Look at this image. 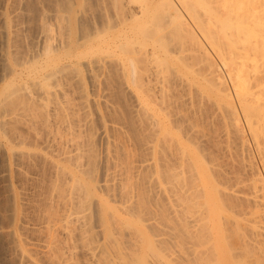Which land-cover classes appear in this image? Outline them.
<instances>
[{
    "label": "bare ground",
    "instance_id": "1",
    "mask_svg": "<svg viewBox=\"0 0 264 264\" xmlns=\"http://www.w3.org/2000/svg\"><path fill=\"white\" fill-rule=\"evenodd\" d=\"M55 1L0 7V264H264V0Z\"/></svg>",
    "mask_w": 264,
    "mask_h": 264
},
{
    "label": "rangeland",
    "instance_id": "2",
    "mask_svg": "<svg viewBox=\"0 0 264 264\" xmlns=\"http://www.w3.org/2000/svg\"><path fill=\"white\" fill-rule=\"evenodd\" d=\"M9 1H10L11 3L8 2V4H9V3H10V4L7 5V8L10 9V7H11L10 10H12V11H13L14 8H15V11L17 10V11H16L17 13H18V11L21 13V14L18 13L19 17H18V16H17L18 18L15 17V19H17V20H16V21H13V22H17V23H15V24H19L20 27H21V25H23V28L21 27L22 32L20 31V32H21V33L19 32V35H20V36L18 35V36H19V37H18V40H19V41H18V42L16 41V42H17V43H16V44H17V47H18V48H19V47L21 48V47H23L24 45H26V47H28V46L31 44V43H29V42H32V37H33V35H34V37L36 36V35L34 34V32H35V33H36V32L38 33V31H39V28H38V27L41 26L40 23L42 22V20L40 19L41 16H40L39 14L42 13V9H43V12H44V11L47 12V10H49V11L51 10L50 12H49V11L47 12V13L50 14V16H51V14L54 13L53 8L55 9L56 6L53 5V4H55L56 1H55V0H25V1H24V0H19V1H20V5L18 4L19 1H17V0H16V1H15V0H14V1L9 0ZM27 1H28V2H27ZM29 1H31V2H29ZM86 1H88L89 4H88ZM92 1H93V0H84L83 2H86V3H84V5H87V4L90 5V3L92 4ZM3 2H4V0H2V1L0 0V7L4 8V6H5L4 10L1 8V9H2L1 12H4L5 9H7V8H6V4H5V3H6V0H5L4 3H3ZM57 2H58V0H57ZM1 3H3V4L1 5ZM12 3H13V5H11ZM15 3H16V4H15ZM4 4H5V5H4ZM17 4H18V6H17ZM3 5H4V6H3ZM33 5H35V6L33 7ZM9 6H10V7H9ZM12 7H13V8H12ZM27 7H28V9H27ZM29 7H30V8H29ZM18 8H19L20 10H19ZM21 9H22V10H21ZM34 9H35V10H34ZM40 9H41V10H40ZM10 10H9V11H10ZM52 10H53V11H52ZM22 11H23V12H22ZM39 11H40V12H39ZM1 12H0V13H1ZM27 12H28V13H27ZM30 12H31L32 14H31ZM36 12H37L38 14H37ZM51 12H52V13H51ZM29 14H30L31 17H30V16L28 17ZM36 14H37V16H36ZM0 15H2V14H0ZM21 15H22V16H21ZM39 17H40V18H39ZM1 18H2V16H0V19H1ZM38 18H39V19H38ZM15 19H14V20H15ZM18 19H19V22H18ZM40 20H41V21H40ZM51 20H53V19H51V17H50V18H49V22H48V20H46V22L50 23ZM0 21H2V19H1ZM23 21H24V22H23ZM21 22H22V23H21ZM27 22H29L28 25H27ZM31 22H32V23H31ZM51 22H52V21H51ZM1 23H2V22H1ZM53 23H54V22H52V23H50V24H53ZM30 24H31V25H30ZM36 24H37L38 27L36 26ZM39 24H40V25H39ZM25 25H26V26H25ZM1 26H2V24H1ZM1 26H0V27H1ZM35 26H36L37 29H38L37 31H36V27H35ZM49 26H51V25H49ZM51 27H52V26H51ZM21 34H23V35H21ZM21 36H22L24 39H23ZM20 38H21L22 40H21ZM28 38H30V39H29L30 41L28 40ZM0 40H1V39H0ZM23 40H25V43H26V40H28L29 42L27 41V44H24V41H23ZM21 41H22V42H21ZM18 43H20V44H18ZM0 44H1V45H0V49H1L2 41H0ZM21 45H22V46H21ZM26 47H23V48L25 49ZM23 48L18 49V50H22V51L20 52V54H22L24 51L28 50L29 47L26 48L25 50H24ZM24 53H25V52H24ZM0 84H1V82H0ZM205 110H207V111L210 110L209 112L211 113V109H208V108L206 109V108H205ZM209 112H208V114H209ZM206 113H207V112H206ZM208 114H206L207 117L209 116ZM198 115H199V114H198ZM201 115H205V112H204L203 114H201ZM210 115H212V114H210ZM207 119H208L209 122H212V123H213V121H214L211 117H210V120H209V118H207ZM211 119H212L213 121H211ZM208 121L206 120V122H208ZM215 121H216V120H215ZM209 122H208V123H209ZM216 122H217V121H216ZM212 123L210 124V127L214 128L215 126H213V125H216V123H215V122H214L215 124H212ZM203 124H204V125L206 124L205 121L203 122ZM217 124H218V123H217ZM207 125H208V124H207ZM211 125H212V126H211ZM216 126H217V125H216ZM218 126H219V124H218ZM205 127H207V126L205 125ZM215 128H216V127H215ZM215 128L212 129V130H216ZM218 128H219V127H217V130H218ZM207 129H208V131H210V130H209V129H210V128H209V125H208V128H207ZM212 130H211V131H212ZM211 131H210V134H211ZM213 132H214V131H212V133H213ZM215 132H216V131H215ZM217 132H218V131H217ZM211 135H214V134H211ZM210 149L213 150L212 148H210ZM214 153H215V152H214ZM215 155H216V153H215ZM238 157L241 158V154H239ZM244 157L246 158V155H244ZM244 157L241 158V159H244ZM246 159H247V158H246ZM244 160H245V159H244ZM245 161H247V160H245ZM0 167H1V163H0ZM0 170H1V168H0ZM229 170H230V167H229ZM0 184H1V185H0V189H1L0 191H2V190L4 191V189L2 188L3 185H2V182H1V181H0ZM26 189H28V186H26ZM28 190H29V189H28ZM3 191L0 192V204H2V205H0V213H1L2 210H4V211H2L3 213L5 212V207H4V206H5V201H4V200H5V197H4V199H2L3 196H5V194H4ZM28 192H30V190H29ZM2 194H3V196H2ZM1 197H2V198H1ZM3 201H4V202H3ZM3 203H4V204H3ZM3 213H1V214H3ZM5 215H6V213H4V217H6ZM2 218H3V215H1V217H0V220H1L0 223H2L3 226H5L6 224H8V223H6V224L4 225V223L6 222L7 217H6V218H3V220H2ZM3 226H2V227H3ZM3 240L5 241V239H3V238L0 240V243H1V244H0V252H2V253H3L4 251H1V250L4 248V244H5V242H4ZM2 241H3V242H2ZM1 246L3 247L2 249H1Z\"/></svg>",
    "mask_w": 264,
    "mask_h": 264
}]
</instances>
